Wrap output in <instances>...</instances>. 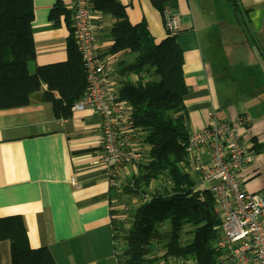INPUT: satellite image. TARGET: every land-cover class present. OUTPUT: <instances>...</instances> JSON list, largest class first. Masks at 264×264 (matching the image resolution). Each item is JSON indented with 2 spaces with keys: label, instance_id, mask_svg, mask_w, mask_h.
<instances>
[{
  "label": "crops",
  "instance_id": "obj_1",
  "mask_svg": "<svg viewBox=\"0 0 264 264\" xmlns=\"http://www.w3.org/2000/svg\"><path fill=\"white\" fill-rule=\"evenodd\" d=\"M116 1L129 22L146 23L158 43L170 36L165 11L179 12L182 22L176 41L184 52L188 90L183 100L189 131L205 127L211 111L224 121L246 115L249 122L240 133L255 160L241 179L249 191L264 195V0H236L241 14L232 0ZM58 2L64 11L52 18ZM33 7L36 57L28 62L30 74L39 66L68 59L73 0H33ZM99 11L98 52L110 63L121 89L126 77L138 78L127 69L136 56L131 49L111 50L116 19L111 12ZM231 12L240 32L248 35L245 45L238 43L249 49L241 56L211 28L209 17ZM212 22L216 26L217 21ZM46 90L43 84L28 105L0 110V220L21 221L30 246L48 247L57 264H128L123 263L117 238L118 233L123 235L122 193L110 188L99 140L101 116L86 109L58 119L52 103L44 99ZM149 150L145 143L146 154ZM134 171L127 168L122 178L126 181ZM190 173L197 188L204 189L198 174L191 168ZM174 263L178 264H163ZM0 264H12L10 238L0 239Z\"/></svg>",
  "mask_w": 264,
  "mask_h": 264
},
{
  "label": "trees",
  "instance_id": "obj_2",
  "mask_svg": "<svg viewBox=\"0 0 264 264\" xmlns=\"http://www.w3.org/2000/svg\"><path fill=\"white\" fill-rule=\"evenodd\" d=\"M232 4L238 11L237 1ZM91 5L94 10L111 12L116 19L111 50L131 49L136 56L127 69L138 78L126 77L120 93L133 105V122L142 129L150 147L138 173L122 188V192L125 189L142 198L133 209L132 227L124 235L117 234L126 247L120 253L123 263L163 264L186 259L192 264H220L221 251L215 245L219 212L210 191L197 188L184 146L190 135L183 100L188 90L184 52L176 36L158 43L146 23L131 24L116 0H91ZM63 11L58 2L51 17ZM33 19V0H0V110L28 105L46 84L44 99L52 103L55 117L69 118L72 106L86 89L82 57L71 34L66 61L39 66L30 74L28 62L36 57ZM162 178L168 185L149 193L150 186ZM3 238L12 241V264H57L48 247L30 246L19 220H0ZM161 242L163 255H154L153 245Z\"/></svg>",
  "mask_w": 264,
  "mask_h": 264
},
{
  "label": "built area",
  "instance_id": "obj_3",
  "mask_svg": "<svg viewBox=\"0 0 264 264\" xmlns=\"http://www.w3.org/2000/svg\"><path fill=\"white\" fill-rule=\"evenodd\" d=\"M99 12L92 8L91 0H73L72 36L83 60L86 89L72 112L90 109L101 116L99 140L110 188L122 193V175L129 167L135 170L132 174L138 173L143 160L144 132L133 122L134 107L121 96L110 63L98 52ZM164 21L170 36L179 34V12L166 10ZM248 122L246 115L224 121L211 111L207 125L190 132L184 144L191 170L210 191L219 212L215 245L221 251L220 264H264V195L249 191L241 179V173L255 160L240 133ZM177 263L192 261L179 259Z\"/></svg>",
  "mask_w": 264,
  "mask_h": 264
},
{
  "label": "rangeland",
  "instance_id": "obj_4",
  "mask_svg": "<svg viewBox=\"0 0 264 264\" xmlns=\"http://www.w3.org/2000/svg\"><path fill=\"white\" fill-rule=\"evenodd\" d=\"M226 8H227V10H229L228 7H226ZM207 11H208V14H209V9ZM235 12L238 13V14L239 13L241 14L240 10H238V11L235 10ZM208 14H207V16L209 17ZM209 19H210V21L211 20L212 21H217L216 26L211 21V28L217 30L216 31L217 33L225 36V44H226L227 48H229V50H231L232 52L233 51L240 52V56L242 54H245V53L249 52V49H247L244 46L242 47V45H245V43H243V42L245 41L244 39L248 37V35L247 34L245 35L243 32L242 33L240 32L239 25L237 23V20H236V18L234 16L233 12L227 13V15L224 16V17L215 16V17H209ZM221 21L223 23L219 24L218 22H221ZM203 42H204V45L207 44L204 37L202 38V43ZM249 42L252 43V40H250ZM236 43L237 44L241 43L242 45L241 44L232 45V44H236ZM206 48H207V46H206ZM256 49L257 48H255V50ZM220 50L222 51V49H220ZM253 52H255V51H253ZM222 61H225L224 58H222ZM254 61H255V59H254ZM256 61H257V59H256ZM237 80H238V83L240 84L241 83V79L239 77H237ZM223 82L224 81H222V83ZM144 153H145V151H144ZM129 168H131V167H129ZM131 171H132V169H131ZM127 184H128V178L126 179V182H125V185H127ZM166 185H168V181L165 178H162L157 183L154 182L153 185L150 186V188L148 189V192L151 193L152 192L151 190H156L157 188H163ZM126 187H128V186H126ZM126 187H124V188H126ZM122 194H123V196H122L121 204L124 205V208H127V211L123 208L121 210V215H120L122 217L121 218L122 219L121 220L122 226L120 228V232H122L123 235H124L132 227L133 217H131V215L133 213V209L135 207H138V205L140 204L142 198L140 199V197H136L132 193L126 192L125 189H123ZM188 226L189 225H187L186 227H188ZM187 230H189V229L187 228ZM188 235H189V232H187V236ZM120 242L122 243L120 245V247H122V250L126 249L125 244L122 241H120ZM162 243L164 244V242H161V243L153 245V250L155 251V253H153L154 255H158V256L163 255L164 246H163ZM166 260H164V261H166ZM162 261H163V258H162ZM169 262L172 263L171 261H169ZM165 263H168V262H165Z\"/></svg>",
  "mask_w": 264,
  "mask_h": 264
}]
</instances>
